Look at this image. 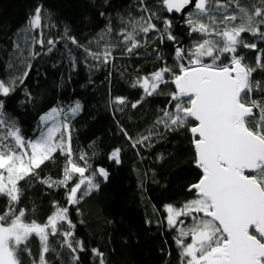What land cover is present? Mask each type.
Instances as JSON below:
<instances>
[{
    "label": "snow or ice",
    "instance_id": "obj_1",
    "mask_svg": "<svg viewBox=\"0 0 264 264\" xmlns=\"http://www.w3.org/2000/svg\"><path fill=\"white\" fill-rule=\"evenodd\" d=\"M260 5L249 11L241 0H130L116 11L111 0H101L105 10L99 16L106 23L82 43L67 26L51 34L56 28L51 13L37 4L13 39L4 62L6 75L0 77V264H24L25 259L50 264V253L60 259L65 250L71 264H82L81 254L94 257L91 264H109L101 249L89 248L76 235L77 223L69 214L70 208L79 214V205L110 177L106 167L93 166L94 152H74L73 121L82 104L52 106L40 116L32 137H26L5 111L8 98L32 71L33 61L59 53L69 81L81 65L90 71L107 68L110 77L117 49L121 56L134 59L149 55L147 46L157 40L152 59L160 66L131 84L141 90L139 98L129 105L126 97L117 96L111 104L115 116L127 106L142 107L153 96H167L146 128L130 133L114 119L118 133L139 159L155 154L157 144L169 136L184 130L191 134L193 164L200 175L186 189L191 198L163 206L180 264H264V85L254 76L264 73V0ZM114 19L120 25L116 32ZM178 28L186 30L190 43L180 42L184 33ZM246 50L255 53L251 63ZM27 96L31 99V93ZM121 154L120 147L111 149L108 162L119 166ZM61 157L62 178L42 176L46 162L55 164ZM156 158L163 159V154ZM33 182L53 191L63 189L65 204L52 201L43 222L26 218L28 209L22 206L25 189ZM33 237L40 244L38 256L32 252ZM50 237L60 251L49 244Z\"/></svg>",
    "mask_w": 264,
    "mask_h": 264
},
{
    "label": "trees",
    "instance_id": "obj_2",
    "mask_svg": "<svg viewBox=\"0 0 264 264\" xmlns=\"http://www.w3.org/2000/svg\"><path fill=\"white\" fill-rule=\"evenodd\" d=\"M111 2L116 11H122L130 0ZM241 3L248 6L249 11L253 5L261 6L260 0H241ZM37 4L51 13L56 24L51 34L55 35L67 26L82 43L95 37L106 23L99 16V12L105 10L100 6L101 0H0V77L6 75L4 62L12 49L13 39L25 27ZM112 27L114 32L120 27L115 19ZM176 31L184 33L180 38L182 44L191 42L184 28ZM157 44L158 40L147 46L149 55L134 59L121 56L122 50L117 49L115 54L118 58L110 77L107 68L90 71L81 65L69 81L66 63L59 62V53L40 58L33 61L28 78L5 105V111L17 120L24 135L32 137L38 130L40 116L52 106L58 103L67 105L72 101L82 104V112L73 121L74 152L81 150L89 155L94 152L93 166L106 167L110 177L107 183L101 184L99 192L85 198L79 205V214L71 208L69 214L77 223L76 235L89 248L101 249L109 264H180L179 250L173 241L175 233L167 230L163 206L169 203L181 205L191 198L186 189L200 175L193 164L190 132L184 130L169 136L157 144L153 150L155 154L146 153L145 159H139L114 123L117 119L130 133H134L148 127V123L155 119L157 109L164 106L166 95L153 96L142 107L132 109L127 106L123 112H115L114 116L111 104L112 98L117 96L126 97L129 105L139 98L141 90L131 87V84L139 75L150 74L160 66L159 61L152 59ZM161 47L167 48V45ZM139 51L144 52L145 49ZM254 56L255 53L246 50L247 62H253ZM165 59L171 63L168 52H165ZM19 71H23V66ZM254 76L264 85V73L258 72ZM27 93H31V99ZM115 147L122 149L123 162L119 166L107 160L109 151ZM159 154H163V159L156 158ZM63 162L64 157L55 164L46 162L42 176L62 178ZM25 193L27 198L22 206L28 209L26 218H35L38 222H43L50 214L52 201L65 204L63 189L53 191L33 182ZM81 220L83 223H78ZM54 240L50 237L49 244L60 251ZM30 243L34 256H38V239L33 237ZM49 259L50 264H71L66 250L61 251L60 259L51 253ZM94 260V257L81 254L82 264H91ZM24 264H30L29 260L25 259Z\"/></svg>",
    "mask_w": 264,
    "mask_h": 264
}]
</instances>
